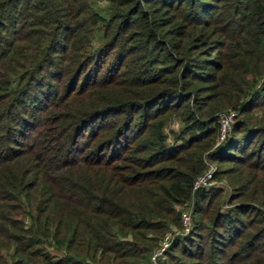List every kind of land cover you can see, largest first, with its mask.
<instances>
[{
    "label": "trees",
    "instance_id": "16d2710c",
    "mask_svg": "<svg viewBox=\"0 0 264 264\" xmlns=\"http://www.w3.org/2000/svg\"><path fill=\"white\" fill-rule=\"evenodd\" d=\"M187 201L161 264H264V0H0V264H150Z\"/></svg>",
    "mask_w": 264,
    "mask_h": 264
},
{
    "label": "built area",
    "instance_id": "2783aa9c",
    "mask_svg": "<svg viewBox=\"0 0 264 264\" xmlns=\"http://www.w3.org/2000/svg\"><path fill=\"white\" fill-rule=\"evenodd\" d=\"M238 114V110L229 108L221 110L217 113L218 133L216 143L224 140L229 133V130ZM206 168L198 173L193 181L192 190L200 187L210 186L214 182V171L216 165L206 160ZM193 225V210L192 206H186L180 211V226L176 229H168L159 240L150 254V264H161V261L166 258V250L170 246L172 240L178 235L187 234Z\"/></svg>",
    "mask_w": 264,
    "mask_h": 264
},
{
    "label": "rangeland",
    "instance_id": "374dc122",
    "mask_svg": "<svg viewBox=\"0 0 264 264\" xmlns=\"http://www.w3.org/2000/svg\"><path fill=\"white\" fill-rule=\"evenodd\" d=\"M106 1L107 0H98V2H100L101 4H105L106 3ZM225 109H229V107H224V108H222V109H220V110H218V111H221V110H225ZM234 109V108H233ZM217 111V112H218ZM180 129H181V124H180V120L177 118V117H173V118H171L168 122H167V126L165 127V131L167 132V134H168V139L169 140H173L174 139V137H175V134H174V132H179L180 131ZM216 139H217V137H216ZM179 140V139H178ZM177 140V141H178ZM217 141V140H216ZM208 160V159H207ZM215 165H216V163L218 162H214V161H212ZM220 164L221 165H223V164H228V163H226L225 161L224 162H220ZM220 165V166H221ZM216 169H217V167H216ZM216 169H215V171H216ZM215 171H214V173H215ZM211 185H220V186H222V188H224V190H223V192L220 194V195H223L225 198H227V195H228V193H229V188H230V184H229V182H228V180H225V179H221V178H218V177H215L214 176V182H213V184H211ZM227 201H225L224 202V204H223V207L222 208H226L227 207V203H226ZM186 206H192V201H187L186 202V204L185 205H182L181 207H180V209H182V208H184V207H186ZM180 225H177V224H175V225H172L171 227H169L168 229H176V228H178ZM167 229V230H168ZM166 232V231H165ZM165 232H163V233H161L160 234V236H159V240L161 239V237L164 235V233ZM175 252L178 254V256H176V257H174V258H171V260H172V262H175L176 264H181V262H182V260H185V261H187L188 262V260H191V259H193L192 257H188V256H184V255H181L180 253H179V250H178V248H176L175 249ZM183 264H185V263H183Z\"/></svg>",
    "mask_w": 264,
    "mask_h": 264
}]
</instances>
